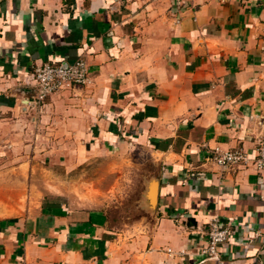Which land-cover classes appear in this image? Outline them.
Instances as JSON below:
<instances>
[{"label":"crops","instance_id":"1","mask_svg":"<svg viewBox=\"0 0 264 264\" xmlns=\"http://www.w3.org/2000/svg\"><path fill=\"white\" fill-rule=\"evenodd\" d=\"M79 59L88 83L35 108V67ZM262 142L264 0H0V147L71 148L70 170L131 147L156 168L146 213L117 222L6 150L0 179L26 199L0 207V264H264ZM215 149L249 162L218 167ZM213 219L229 237L207 259Z\"/></svg>","mask_w":264,"mask_h":264},{"label":"rangeland","instance_id":"2","mask_svg":"<svg viewBox=\"0 0 264 264\" xmlns=\"http://www.w3.org/2000/svg\"><path fill=\"white\" fill-rule=\"evenodd\" d=\"M35 108H38V106ZM21 133H15L18 134V138L20 137V144L24 141ZM28 136L29 141H32L33 133L29 132ZM6 150L13 151L12 153L15 156L31 157L37 155L38 159L35 160L37 164L32 174L34 176L32 181L41 190L48 183L53 187L68 189L70 195L74 196V190L77 189L76 201L86 202L89 199L91 202L99 200L98 203L110 207L117 222L125 217L127 218L126 222H131L140 216L141 211L146 213L143 206L138 203V191L142 184L146 183L147 179L155 173L156 168L151 162L149 154L145 151L129 147L128 149H114L107 155L98 153L87 164H83L75 170H70L67 168L71 164L69 163L66 168L64 163L71 160L74 149L54 148L44 144L39 148L34 146L32 149L14 147L12 150L4 145L0 147V173L7 166L3 159L7 155L4 154ZM6 182L9 183L10 181L0 179V207H5L8 203L13 204L15 200L14 203H23L26 196H15L17 190L19 191L22 188V184L16 186L17 189L13 192L6 189ZM22 182L20 181V183ZM24 182L26 185L29 184L27 179Z\"/></svg>","mask_w":264,"mask_h":264},{"label":"built area","instance_id":"3","mask_svg":"<svg viewBox=\"0 0 264 264\" xmlns=\"http://www.w3.org/2000/svg\"><path fill=\"white\" fill-rule=\"evenodd\" d=\"M33 82L36 94L33 103L39 106L46 97L53 93L60 92L73 86H83L89 81L88 68L81 59L73 63H63L53 65L42 63L35 67L33 71ZM210 160L221 168L242 166L249 162L248 156L241 149L226 151L213 150ZM257 170H264V143H259L257 147V157L254 161ZM229 237V230L224 227L218 219H213L208 224L207 242L200 253L207 259H217L219 247L223 245Z\"/></svg>","mask_w":264,"mask_h":264},{"label":"water","instance_id":"4","mask_svg":"<svg viewBox=\"0 0 264 264\" xmlns=\"http://www.w3.org/2000/svg\"><path fill=\"white\" fill-rule=\"evenodd\" d=\"M151 189H152V194H151ZM145 197L148 200L149 207L152 209L154 204H155V197H156V182L155 181H150L145 188Z\"/></svg>","mask_w":264,"mask_h":264},{"label":"bare ground","instance_id":"5","mask_svg":"<svg viewBox=\"0 0 264 264\" xmlns=\"http://www.w3.org/2000/svg\"><path fill=\"white\" fill-rule=\"evenodd\" d=\"M32 68V67H31ZM153 192H152V189H151V194H152Z\"/></svg>","mask_w":264,"mask_h":264}]
</instances>
